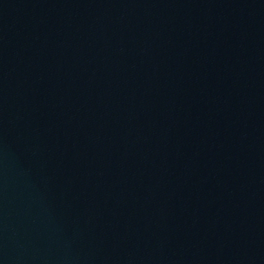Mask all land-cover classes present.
<instances>
[{"label":"water","instance_id":"obj_1","mask_svg":"<svg viewBox=\"0 0 264 264\" xmlns=\"http://www.w3.org/2000/svg\"><path fill=\"white\" fill-rule=\"evenodd\" d=\"M0 264H264V0H0Z\"/></svg>","mask_w":264,"mask_h":264}]
</instances>
